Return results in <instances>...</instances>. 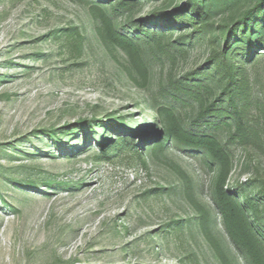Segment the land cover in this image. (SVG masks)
I'll return each mask as SVG.
<instances>
[{
    "label": "rangeland",
    "instance_id": "obj_1",
    "mask_svg": "<svg viewBox=\"0 0 264 264\" xmlns=\"http://www.w3.org/2000/svg\"><path fill=\"white\" fill-rule=\"evenodd\" d=\"M185 3L138 0L115 20L128 31ZM91 6L86 0H0V264H247L224 228L214 200L216 172L203 166L200 152L170 142L163 152L144 153L143 164L114 150L111 160L101 159L96 141L78 143L72 129L79 123L117 125L124 118L140 130L141 146L149 137L143 129L151 131L156 112L170 104L189 124L193 114L175 100L169 75L204 69L211 53L196 39L174 67L148 53L151 82L141 88L125 69L126 53L101 42ZM68 27L86 35L80 58L55 42ZM260 59L247 70L264 90V55ZM258 99L264 104V93ZM249 118L253 125L262 119L255 106ZM111 131L103 133L106 147L121 133ZM141 132L146 140L138 139ZM232 151L228 189L247 185L256 166L264 180V136ZM195 204L209 212L217 248Z\"/></svg>",
    "mask_w": 264,
    "mask_h": 264
},
{
    "label": "trees",
    "instance_id": "obj_2",
    "mask_svg": "<svg viewBox=\"0 0 264 264\" xmlns=\"http://www.w3.org/2000/svg\"><path fill=\"white\" fill-rule=\"evenodd\" d=\"M86 1L100 23L96 31L101 42L126 53L129 66L125 69L141 88L151 82L148 53L156 57L161 54L172 67L187 59V43L194 39L205 41L211 53L204 69L179 77L169 75L175 100L193 114L189 124L178 106L170 104L156 112L151 131L143 129L149 137L146 140L141 132L138 139L146 140L141 146L137 143L140 130L124 118H118L117 125L103 120L79 123L72 129L81 136L78 143L96 141L101 159L111 160L109 153L114 150L129 153L143 164L144 153L163 152L170 142L177 149L200 152L203 166L216 172L214 200L227 234L247 264H264V180L259 167L247 185L235 191L228 189L234 168L232 146L255 144L264 136V104L258 99L264 90L258 89L257 79L247 70L259 64L264 55V0H186L182 7L170 13L156 12L128 31L115 18L124 10L130 12L138 0ZM175 30L179 36L174 35ZM54 39L68 48L72 59L82 57L87 38L79 27L63 29ZM254 106L258 116L262 115L255 125L249 118ZM105 130L121 131L109 147L104 141ZM186 182L184 192L192 200L194 188ZM196 207L201 212L203 231L217 248L209 212L204 206ZM220 255L225 260L222 252Z\"/></svg>",
    "mask_w": 264,
    "mask_h": 264
}]
</instances>
